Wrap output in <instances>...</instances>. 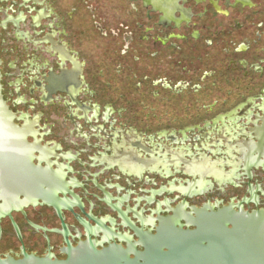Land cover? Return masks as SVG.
I'll return each instance as SVG.
<instances>
[{"label":"flooded vegetation","instance_id":"1","mask_svg":"<svg viewBox=\"0 0 264 264\" xmlns=\"http://www.w3.org/2000/svg\"><path fill=\"white\" fill-rule=\"evenodd\" d=\"M128 1L129 20L120 0H0L2 95L28 144L0 154V261L143 251L133 227L155 235L177 209L193 230L194 208L246 189L264 0Z\"/></svg>","mask_w":264,"mask_h":264},{"label":"water","instance_id":"2","mask_svg":"<svg viewBox=\"0 0 264 264\" xmlns=\"http://www.w3.org/2000/svg\"><path fill=\"white\" fill-rule=\"evenodd\" d=\"M176 3H180L179 0ZM130 4L128 0H120L121 16L125 20L127 15L132 14L129 12ZM136 4L139 6L141 3L137 1ZM191 4L189 0L185 6ZM216 4L218 7L219 4L224 5L225 0H218ZM232 19L237 18L233 15ZM216 112L220 113L219 110ZM254 112L255 122L250 124L246 135L252 142L246 147L240 171V178L246 182V189H242L243 185L238 189L220 188L223 195L225 191L229 197L233 194L234 198L227 205L194 208L196 218L190 223L193 230L181 226L180 220L174 217L177 212L174 209L170 212L174 213L173 217L163 222L155 235L133 227L143 251L132 248L130 243L128 248L112 244L102 250L89 244L82 249L83 258L76 261L26 258L21 262L0 261V264H264V209H244V205L258 207L259 196L264 198V109H254ZM14 118L3 99L0 73V154L4 150L15 151L28 146L23 130L15 123ZM190 174L194 180L195 174ZM185 180L189 181L190 178L185 177ZM212 184L218 186L215 178ZM190 190L186 189V193L181 196L189 198ZM200 190L198 195H205V189ZM213 191L220 196L219 189ZM242 195V199L236 201ZM175 224L180 226L177 228Z\"/></svg>","mask_w":264,"mask_h":264},{"label":"clouds","instance_id":"3","mask_svg":"<svg viewBox=\"0 0 264 264\" xmlns=\"http://www.w3.org/2000/svg\"><path fill=\"white\" fill-rule=\"evenodd\" d=\"M164 7L167 9V14L169 16L174 15V13L179 10V4L175 3V4H166L164 5Z\"/></svg>","mask_w":264,"mask_h":264}]
</instances>
